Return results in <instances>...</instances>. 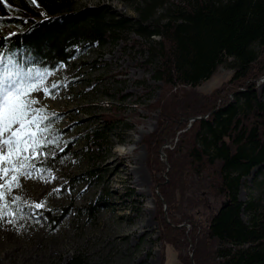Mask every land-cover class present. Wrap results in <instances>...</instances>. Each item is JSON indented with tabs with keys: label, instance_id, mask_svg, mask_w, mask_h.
<instances>
[{
	"label": "rangeland",
	"instance_id": "obj_1",
	"mask_svg": "<svg viewBox=\"0 0 264 264\" xmlns=\"http://www.w3.org/2000/svg\"><path fill=\"white\" fill-rule=\"evenodd\" d=\"M69 1L76 11L104 6L130 19L137 17L142 4V0ZM163 13L158 11L154 18ZM126 40L127 46L87 47L76 52L67 66L46 71L47 76L33 71L27 78L41 80L27 98L37 99V107L46 105L49 113L56 114L53 134L59 136V144L52 149L61 159L51 173L55 180H21L22 189L17 193L31 202H45L52 212L51 221L42 217L37 223L27 218L15 227L0 223V264H65L74 257L82 264H180V253L191 248L185 246L189 225L198 234V228L227 203L216 196L215 179L208 167L182 171L188 162L183 150L169 155L166 145L155 150L148 143V137L159 128L168 87L152 78L153 64L144 40L133 32ZM253 49L257 61L264 63V45ZM232 75L233 70L221 66L196 92L209 95ZM52 82L61 88L54 99L45 98L44 88ZM256 93L264 104L263 78ZM167 100L172 107L182 101ZM105 117L113 119L105 121ZM172 164L180 167L173 171ZM180 172L185 174L178 175ZM181 178L184 194L177 182ZM172 185L175 207L170 215L178 227L188 221L180 251L161 238L164 234H160L154 200L155 194L167 221L162 191H169ZM57 188L61 191H53ZM237 200L264 204V169L253 170L241 180ZM94 206L97 212L88 214L87 209ZM241 216L246 222L247 216Z\"/></svg>",
	"mask_w": 264,
	"mask_h": 264
},
{
	"label": "trees",
	"instance_id": "obj_2",
	"mask_svg": "<svg viewBox=\"0 0 264 264\" xmlns=\"http://www.w3.org/2000/svg\"><path fill=\"white\" fill-rule=\"evenodd\" d=\"M141 2L137 17L130 19L104 6L76 11L69 0H0V96L14 86L6 78L10 69L53 72L87 47L127 46L133 32L144 40L152 78L173 89L164 95L159 128L148 143L155 150L166 145L169 155L183 150L188 162L182 171L208 167L216 196L228 203L198 228V234L189 225L185 246L191 248L180 253V264H264V204L237 200L241 180L264 169V104L256 93L264 63L257 61L253 49L264 45V0ZM158 11L164 13L154 18ZM221 66L233 70L229 81L209 95L197 93ZM167 99L182 101L172 107ZM93 134L98 136L97 131ZM51 151L55 159L49 158L47 165L54 169L61 158ZM176 167L180 165L172 164L173 171ZM177 182L183 193L184 180ZM174 189L172 185L162 191L167 221L155 194L154 200L161 238L180 251L188 221L178 227L170 215ZM94 211L95 206L87 209L88 214ZM51 216L50 211L42 213L46 221ZM65 264L82 263L74 257Z\"/></svg>",
	"mask_w": 264,
	"mask_h": 264
},
{
	"label": "snow or ice",
	"instance_id": "obj_3",
	"mask_svg": "<svg viewBox=\"0 0 264 264\" xmlns=\"http://www.w3.org/2000/svg\"><path fill=\"white\" fill-rule=\"evenodd\" d=\"M29 74L30 69H10L6 78L14 82V89L0 99V223L13 227L27 218L39 223L42 213L50 211L45 202H31L17 193L21 180L56 179L47 165L49 158L55 159L51 149L59 144V136L53 134L56 114L49 113L46 105L37 107V99L27 98L41 82L39 77L27 79ZM60 88L61 84L52 82L44 88L45 98L54 99Z\"/></svg>",
	"mask_w": 264,
	"mask_h": 264
},
{
	"label": "bare ground",
	"instance_id": "obj_4",
	"mask_svg": "<svg viewBox=\"0 0 264 264\" xmlns=\"http://www.w3.org/2000/svg\"><path fill=\"white\" fill-rule=\"evenodd\" d=\"M121 166H119V169H120ZM135 187L139 186L138 182H136V184H134Z\"/></svg>",
	"mask_w": 264,
	"mask_h": 264
},
{
	"label": "water",
	"instance_id": "obj_5",
	"mask_svg": "<svg viewBox=\"0 0 264 264\" xmlns=\"http://www.w3.org/2000/svg\"><path fill=\"white\" fill-rule=\"evenodd\" d=\"M228 203H225L222 205L221 209L224 208L225 206H227Z\"/></svg>",
	"mask_w": 264,
	"mask_h": 264
}]
</instances>
